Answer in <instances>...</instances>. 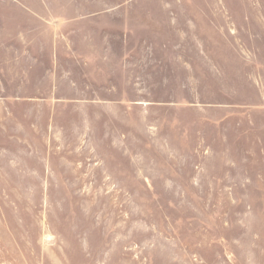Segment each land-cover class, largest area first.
<instances>
[{"label": "rangeland", "instance_id": "rangeland-1", "mask_svg": "<svg viewBox=\"0 0 264 264\" xmlns=\"http://www.w3.org/2000/svg\"><path fill=\"white\" fill-rule=\"evenodd\" d=\"M254 3L264 0H0V109L6 108L0 116V264H264L260 15L214 12L210 27L199 24L215 67L207 78L192 79L199 92L180 95L187 109L180 135L168 125L175 118L173 94L97 95L103 112L113 107L116 119L103 134L117 139L91 144L89 153L103 165L88 175L69 164L88 152L73 140L80 131L68 129L77 123L73 117L62 118L64 141L31 142L28 125L22 127L29 111L14 106L67 103L59 106L64 114H80L79 103L95 95L78 92L83 70L64 53L66 45L76 52L83 34L125 37L122 20L110 31L116 7H180L176 28L183 60L190 62L191 7L232 11ZM31 40L37 44L32 59ZM31 61L42 92L29 89ZM130 120L133 127L125 126Z\"/></svg>", "mask_w": 264, "mask_h": 264}, {"label": "crops", "instance_id": "crops-1", "mask_svg": "<svg viewBox=\"0 0 264 264\" xmlns=\"http://www.w3.org/2000/svg\"><path fill=\"white\" fill-rule=\"evenodd\" d=\"M218 8L217 11H214V8L210 6L191 7V22L195 24L196 44L195 56L191 55L189 62L183 60L182 31L176 28L180 20L177 16L180 13V7L160 5L116 7L111 11L110 31L117 30L120 25L119 20H122L123 26H121L125 31V37H114L112 33H110V37L84 36L85 34H83V37L78 38L76 52L70 48L72 44L67 43L66 45L67 49L64 53L76 60L79 69L83 70V73L78 76V92L95 95L93 101L84 100L79 103L80 114H64L61 111L62 107L59 106L67 103L35 100L14 103L16 109L29 111L25 114V123L22 127L26 128L28 125L30 141H64L65 127L67 129L68 126L61 122L62 118L73 117L77 123H73L68 129H72L75 135L76 131H80V135H76L77 137L73 140L85 143L84 147L88 152H86L84 161L70 162L69 164L76 166V172H84L85 175L95 172V169L101 168L103 163L100 155L89 153V150L91 151L93 148L91 144L102 140L117 139L111 131L108 134H103V129L112 130V127L116 125L113 107H111L110 113L103 112V103L105 102L100 96H96L111 95L115 92L138 95L157 94L162 95L163 98L164 95L173 94V103L169 105L174 109L175 118H173L172 124L168 125L172 126L174 135H180L184 123L182 110H187L181 107L180 95L199 92L197 82H193L192 79L199 76L207 78L206 73L213 71L215 67L210 48L212 46L208 44L210 39L207 31L198 30L199 24L205 25L207 28L212 25L213 21L208 15H212L214 12L226 15L230 12H238L260 15L259 19L261 20L256 24L264 26L263 4L254 3L251 6L239 7L232 11L226 7ZM91 23L97 24L98 22L88 21V24ZM80 29H82L81 25L78 27V30ZM71 41L69 40V42ZM36 45L32 40L29 43L30 59L37 56V48L33 47ZM192 52L193 49L191 54ZM55 55L58 56V49H56ZM227 61L230 62V60ZM36 68L37 64H33L31 61L29 89L32 92H38V90L42 92L45 88L40 87L39 89L36 81L34 82ZM183 78L190 80L187 82ZM75 83L73 81V85ZM54 87L53 92L56 93L57 87ZM123 103L125 106L127 101ZM139 105H142L144 110L149 108L144 107L146 104L142 101L139 102ZM162 105H165L164 102ZM4 109H0V116L5 115ZM39 109L43 112L38 113ZM17 118L21 117L18 115ZM53 121L59 123L53 126ZM128 122H125V126L133 127V121L130 120L129 124ZM38 134L42 136L38 137ZM127 134H121V137L127 140Z\"/></svg>", "mask_w": 264, "mask_h": 264}]
</instances>
